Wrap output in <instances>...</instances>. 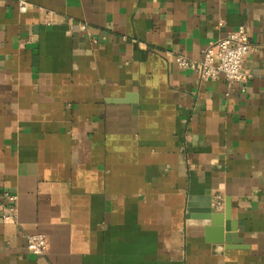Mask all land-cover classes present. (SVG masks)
Returning a JSON list of instances; mask_svg holds the SVG:
<instances>
[{"label":"crops","instance_id":"obj_1","mask_svg":"<svg viewBox=\"0 0 264 264\" xmlns=\"http://www.w3.org/2000/svg\"><path fill=\"white\" fill-rule=\"evenodd\" d=\"M19 1L0 4V190L19 211L0 206V264H264V0ZM240 25L246 83L176 64Z\"/></svg>","mask_w":264,"mask_h":264},{"label":"built area","instance_id":"obj_2","mask_svg":"<svg viewBox=\"0 0 264 264\" xmlns=\"http://www.w3.org/2000/svg\"><path fill=\"white\" fill-rule=\"evenodd\" d=\"M2 0H0L1 4ZM18 10L29 11V3L20 0ZM223 25V22H220ZM86 26H82L86 30ZM253 50L246 27L240 25L215 45H210L200 60H191L183 55H176L175 62L182 68L192 70L202 81L225 79L229 83L244 84L251 75L244 69V61ZM18 197L0 190V206L5 221H16L18 218ZM27 247L34 255H45L48 249L47 237L44 234H32L27 237Z\"/></svg>","mask_w":264,"mask_h":264},{"label":"water","instance_id":"obj_3","mask_svg":"<svg viewBox=\"0 0 264 264\" xmlns=\"http://www.w3.org/2000/svg\"><path fill=\"white\" fill-rule=\"evenodd\" d=\"M207 207L205 208V213L203 215V219L209 221V220H212L213 217H214V223H219V224H222V220H220L219 217L217 216H213V206H212V203H209L206 205ZM215 219H216V222H215ZM218 219V220H217ZM218 221V222H217ZM219 230L217 232H219L220 234V240L223 242L226 241V242H229L231 241L232 237H234L233 233L235 231V228L231 229L229 227V225L227 226V228L225 229L226 233L224 234L223 236V230L218 228ZM231 234V235H230Z\"/></svg>","mask_w":264,"mask_h":264}]
</instances>
